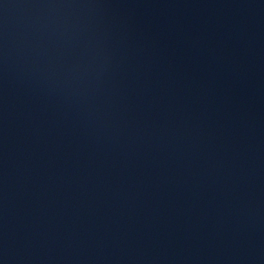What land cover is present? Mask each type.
I'll return each instance as SVG.
<instances>
[{"label": "water", "instance_id": "95a60500", "mask_svg": "<svg viewBox=\"0 0 264 264\" xmlns=\"http://www.w3.org/2000/svg\"><path fill=\"white\" fill-rule=\"evenodd\" d=\"M0 264H264V0H0Z\"/></svg>", "mask_w": 264, "mask_h": 264}]
</instances>
